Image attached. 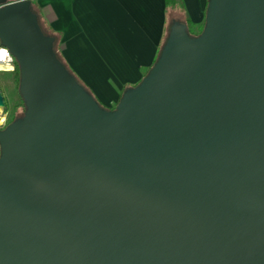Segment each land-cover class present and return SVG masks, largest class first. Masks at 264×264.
Wrapping results in <instances>:
<instances>
[{"label":"water","instance_id":"95a60500","mask_svg":"<svg viewBox=\"0 0 264 264\" xmlns=\"http://www.w3.org/2000/svg\"><path fill=\"white\" fill-rule=\"evenodd\" d=\"M4 1L26 110L0 130V264H264V0L175 22L110 109Z\"/></svg>","mask_w":264,"mask_h":264},{"label":"crops","instance_id":"0c3cea01","mask_svg":"<svg viewBox=\"0 0 264 264\" xmlns=\"http://www.w3.org/2000/svg\"><path fill=\"white\" fill-rule=\"evenodd\" d=\"M11 1L17 0L4 2ZM208 1L177 0L196 32L205 24ZM33 2L44 28L61 34L65 61L106 108L143 80L165 38L166 0Z\"/></svg>","mask_w":264,"mask_h":264},{"label":"trees","instance_id":"16d2710c","mask_svg":"<svg viewBox=\"0 0 264 264\" xmlns=\"http://www.w3.org/2000/svg\"><path fill=\"white\" fill-rule=\"evenodd\" d=\"M32 2V8L34 10V12H36V14L38 15L37 13V7L35 5V3L33 2V0H31ZM166 11H167V27H166V34H165V38H164V41L158 51V55H157V58L156 60L158 59L161 51H162V48L168 38V35H169V32H170V29L172 27V25L179 21V22H182L184 24H186V26L188 27V32L190 34V36L192 37H195L197 35H199L204 27H205V24L201 27L200 31L196 32L193 28H192V21L190 20V18L188 17H184L180 11V7L178 6V3H177V0H166ZM173 16V17H172ZM39 18V16H38ZM170 18L171 21H170ZM184 19V20H183ZM39 24H40V27L42 29V31L44 32V34L46 35H49V36H52L54 38V49L57 53V56L58 58L62 61V63L64 64V66L70 71V73L75 76V78L77 79V81L90 93L94 96L92 90L84 84V82L77 76V74L74 72V70L68 65V63L65 61L64 59V56L62 54V37H61V34L57 31H54L52 29H49V30H46V28H44L41 20L39 19ZM156 62V61H155ZM13 74H14V77L15 79L17 80V82L20 83V67H19V64L16 62L15 60V69L13 71ZM148 74V73H147ZM1 88V86H0ZM129 87L126 88V90L128 89ZM94 98L98 101V99L94 96ZM99 102V101H98ZM100 103V102H99ZM101 104V103H100ZM102 105V104H101ZM24 106H25V103H24ZM103 106V105H102ZM104 107V106H103ZM106 108V107H104ZM25 110H26V106H25ZM25 112V111H24ZM24 115V113L19 116V117H16L13 121H15L16 119L22 117ZM12 121V122H13Z\"/></svg>","mask_w":264,"mask_h":264},{"label":"rangeland","instance_id":"374dc122","mask_svg":"<svg viewBox=\"0 0 264 264\" xmlns=\"http://www.w3.org/2000/svg\"><path fill=\"white\" fill-rule=\"evenodd\" d=\"M13 71L0 70V86L5 99V106L0 108V130L25 111L24 101L19 91V82L15 79Z\"/></svg>","mask_w":264,"mask_h":264},{"label":"built area","instance_id":"2783aa9c","mask_svg":"<svg viewBox=\"0 0 264 264\" xmlns=\"http://www.w3.org/2000/svg\"><path fill=\"white\" fill-rule=\"evenodd\" d=\"M15 69V57L10 50L0 43V70L13 71Z\"/></svg>","mask_w":264,"mask_h":264}]
</instances>
